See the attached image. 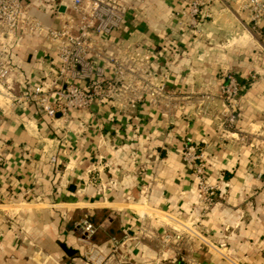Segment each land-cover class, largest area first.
I'll list each match as a JSON object with an SVG mask.
<instances>
[{"label": "crops", "instance_id": "obj_1", "mask_svg": "<svg viewBox=\"0 0 264 264\" xmlns=\"http://www.w3.org/2000/svg\"><path fill=\"white\" fill-rule=\"evenodd\" d=\"M188 1L131 0L129 19L150 44L174 51L170 90L219 83L222 68L233 70L253 105L237 128L252 123L264 133V52L246 34L226 44L234 21L219 11V0L200 16L199 37L181 30L178 12ZM35 13L49 23L48 10ZM129 26L126 20L110 42ZM20 45V65L33 80L44 48L26 39ZM248 73L255 74L253 83ZM208 124L179 111L166 121L148 105L119 116L104 103L76 113L72 135L60 138L32 110L0 109V264H86L82 256L91 249L108 256L103 264H264V157H255L249 145L213 137ZM186 135L199 143L209 139L206 175L222 183L223 198L202 217L204 242L182 233L160 248L157 239L191 220L197 197L180 157ZM83 220L95 228L88 238L74 229ZM140 227L149 235L135 237Z\"/></svg>", "mask_w": 264, "mask_h": 264}, {"label": "built area", "instance_id": "obj_2", "mask_svg": "<svg viewBox=\"0 0 264 264\" xmlns=\"http://www.w3.org/2000/svg\"><path fill=\"white\" fill-rule=\"evenodd\" d=\"M55 1L0 0L1 111L15 107L32 110L50 133L66 138L72 135L74 115L93 106L109 103L119 116H131L148 105L166 121L176 111L185 118L208 120L213 137L242 147L249 145L255 157H264V133L252 123L248 129L237 128L240 119L253 111V105L240 93L239 77L233 70L222 68L219 83L210 79L190 83L185 90H170L167 83L174 51L150 44L133 27L131 0ZM210 1H188L187 8L178 12L181 30L199 37L198 22L200 16L209 15ZM219 2L223 8L235 10L233 19L264 52V0ZM42 10L49 12L47 24L35 13ZM201 10L206 13L201 14ZM126 20L130 22L128 29L110 42L112 33L122 29ZM24 39L44 48L33 80H28L18 58L17 49ZM246 76L251 82L255 79L254 73ZM168 139V133H163L161 151ZM208 142H195L187 135L181 140L180 157L190 167L197 197L191 206V220L181 224L180 231L165 234L160 239L162 247L180 241L182 233L204 242L202 217L223 198L222 183H212L206 175ZM253 175L257 181L263 180L257 171ZM75 227L85 238L95 230L85 220ZM88 254V264H103L108 258L95 249Z\"/></svg>", "mask_w": 264, "mask_h": 264}, {"label": "rangeland", "instance_id": "obj_3", "mask_svg": "<svg viewBox=\"0 0 264 264\" xmlns=\"http://www.w3.org/2000/svg\"><path fill=\"white\" fill-rule=\"evenodd\" d=\"M189 1H191V0H189ZM206 1V0H205ZM211 1L208 3V6H211ZM188 5V4H187ZM204 6H206V5H204ZM202 8H203V6H202ZM210 8V7H209ZM221 9H223V6H221ZM221 9H219V11H223V12H225L226 14H227V17L228 18H230L232 21H234V25H233V29L232 30H230L231 32H233L234 34H232V40H231V42L232 43H234L235 41H237V40H239L242 36H245V34H246V36H248L250 39H248V41H252V42H254L252 39H251V37L247 34V33H245L244 32V30H243V28L239 25V23H237L234 19H233V16H232V14H234L235 13V10L232 8H227V10L228 11H226V10H221ZM203 10H201L200 11V13L202 14V13H206V12H202ZM236 24V25H235ZM202 33V32H201ZM240 36V37H239ZM239 37V38H238ZM237 40H236V39ZM20 47H21V45L18 47V51H19V49H20ZM263 77H264V74H263ZM255 81V79L253 80V82ZM252 82V83H253ZM6 219V218H5ZM12 220V219H11ZM6 221H9L8 219H6ZM79 223V222H78ZM78 223H76V225H78ZM76 225H74V229L75 230H77V227H75ZM136 231H138L137 232V235L138 236H147V235H149L148 233H147V230H144L143 228H139V229H137ZM93 234V233H92ZM137 235H135V237H137ZM162 238V237H161ZM160 238V239H161ZM160 239H157V242L159 241L160 242ZM161 244V243H160ZM166 247V246H165ZM160 248H162V244H161V246H160ZM82 258H83V260H84V262L86 263V264H88L87 263V259L89 258V254H88V251L87 252H85L84 254H83V256H82Z\"/></svg>", "mask_w": 264, "mask_h": 264}]
</instances>
